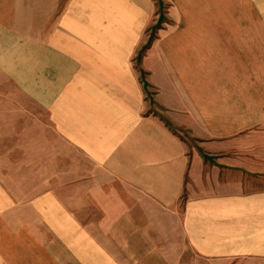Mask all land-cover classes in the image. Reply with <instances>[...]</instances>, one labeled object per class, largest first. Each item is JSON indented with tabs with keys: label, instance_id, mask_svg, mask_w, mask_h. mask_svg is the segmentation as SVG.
<instances>
[{
	"label": "crops",
	"instance_id": "obj_1",
	"mask_svg": "<svg viewBox=\"0 0 264 264\" xmlns=\"http://www.w3.org/2000/svg\"><path fill=\"white\" fill-rule=\"evenodd\" d=\"M0 264H264V0H0Z\"/></svg>",
	"mask_w": 264,
	"mask_h": 264
}]
</instances>
